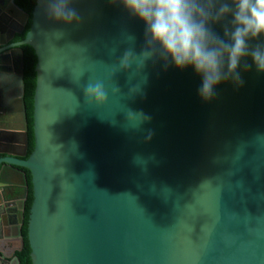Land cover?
Here are the masks:
<instances>
[{
  "label": "water",
  "instance_id": "water-1",
  "mask_svg": "<svg viewBox=\"0 0 264 264\" xmlns=\"http://www.w3.org/2000/svg\"><path fill=\"white\" fill-rule=\"evenodd\" d=\"M47 2L13 41L29 15L0 0V77L20 104L17 126L0 105V264H19L25 170L31 264H264V72L205 101L191 67L139 68L144 24L112 0H73L72 24ZM22 45L37 60L28 156ZM96 81L102 105L85 101Z\"/></svg>",
  "mask_w": 264,
  "mask_h": 264
},
{
  "label": "clouds",
  "instance_id": "clouds-1",
  "mask_svg": "<svg viewBox=\"0 0 264 264\" xmlns=\"http://www.w3.org/2000/svg\"><path fill=\"white\" fill-rule=\"evenodd\" d=\"M112 2L144 24L139 68L148 61L161 62L165 68L191 67L201 78L197 92L205 101L215 96V87L222 82L242 86L241 71L254 66L257 72H264V0ZM45 12L54 23L72 24L81 20L73 0H48ZM217 25L222 35L215 30ZM129 53L132 52L124 53L120 63ZM84 97L89 104H104L107 99L104 83H87Z\"/></svg>",
  "mask_w": 264,
  "mask_h": 264
},
{
  "label": "trees",
  "instance_id": "trees-1",
  "mask_svg": "<svg viewBox=\"0 0 264 264\" xmlns=\"http://www.w3.org/2000/svg\"><path fill=\"white\" fill-rule=\"evenodd\" d=\"M15 4L24 10L29 18L24 26V30L20 34H16L14 37V41H20L24 38L25 33L29 30L31 23V13L33 7L35 5L36 0H14ZM22 65H23V98L26 108V116H27V126H28V147H27V156L31 153L34 142H33V133H32V110H33V95L35 89L36 82V73H35V65H36V56L31 47L28 45H22ZM27 184H28V193L27 198L25 200V208H24V217L23 224L21 226V232L24 240L23 248L21 251L16 253L19 258V264H31L30 259V248L27 242V220H28V212L32 203V186L30 181V173L28 170H25ZM22 193V192H21Z\"/></svg>",
  "mask_w": 264,
  "mask_h": 264
},
{
  "label": "crops",
  "instance_id": "crops-1",
  "mask_svg": "<svg viewBox=\"0 0 264 264\" xmlns=\"http://www.w3.org/2000/svg\"><path fill=\"white\" fill-rule=\"evenodd\" d=\"M17 15V14H16ZM18 57L16 55L15 58V65H18ZM12 81L4 80L3 76L0 77V105L1 104H10L11 106V114L14 122V126H17L20 122V104L18 102L17 95L19 94L18 89L16 86L11 84ZM6 103H4V102ZM15 132V131H14ZM14 135L12 138L19 139L21 136H19L17 133H13ZM16 134V135H15ZM18 176L15 175L16 182L19 181L17 178ZM22 192V189L18 186H16V194H19Z\"/></svg>",
  "mask_w": 264,
  "mask_h": 264
},
{
  "label": "flooded vegetation",
  "instance_id": "flooded-vegetation-1",
  "mask_svg": "<svg viewBox=\"0 0 264 264\" xmlns=\"http://www.w3.org/2000/svg\"><path fill=\"white\" fill-rule=\"evenodd\" d=\"M13 41H14V40H13ZM15 57H16V56H15ZM17 57H18V55H17ZM18 63H19V62H18ZM17 66H18V65H17ZM19 123H20V122H19ZM20 139H21V138H20ZM20 151H21V150H20ZM19 181H20V179H19ZM19 181H18V182H19ZM22 192H23V191H22ZM15 196L21 197V196H22V193H19V194H16V193H15Z\"/></svg>",
  "mask_w": 264,
  "mask_h": 264
}]
</instances>
